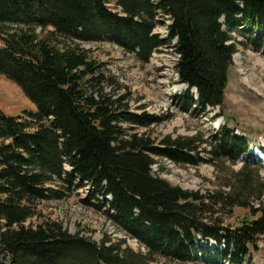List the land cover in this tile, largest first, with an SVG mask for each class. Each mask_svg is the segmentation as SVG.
Listing matches in <instances>:
<instances>
[{
  "label": "trees",
  "instance_id": "1",
  "mask_svg": "<svg viewBox=\"0 0 264 264\" xmlns=\"http://www.w3.org/2000/svg\"><path fill=\"white\" fill-rule=\"evenodd\" d=\"M161 16L166 39L155 33ZM240 27L257 31L254 42L264 37V0H0V75L34 106L18 116L0 109V264H255L264 243L261 155L228 126L210 140H156L147 129L161 117L106 93L103 65L83 47L106 41L147 63L175 41L182 103L209 112L224 104L238 48L230 30ZM163 157L242 166L203 195L154 175ZM81 190L124 237L96 241L42 212ZM235 207L251 217L224 224L218 213Z\"/></svg>",
  "mask_w": 264,
  "mask_h": 264
},
{
  "label": "rangeland",
  "instance_id": "2",
  "mask_svg": "<svg viewBox=\"0 0 264 264\" xmlns=\"http://www.w3.org/2000/svg\"><path fill=\"white\" fill-rule=\"evenodd\" d=\"M159 20L162 22L157 25L155 33L166 39L170 21L162 16ZM224 28L229 29L226 25ZM230 31L238 42V48L229 69L224 104L222 108L216 107L209 112H195L191 109L196 105L189 109L182 103L186 86L177 82L174 70L178 58L174 52L175 41L167 42L154 52L147 63H141L133 54L125 53L106 41L84 43L83 47L90 49L91 56L102 63L104 74L109 78L102 84L106 93L114 96L126 94L131 111H145L161 117L159 123L147 129L156 140L166 135L173 138L198 135L210 140L220 126H228L237 135L246 137L253 146L254 157L261 155L259 173L264 180V37H257L254 42L251 39L257 31L246 33L241 27ZM0 109L9 116H18L26 110H34V106L18 86L0 75ZM125 126L128 127L127 124ZM201 157L208 159L210 156L202 152ZM156 160L152 167L154 175L174 186L199 191L203 195L220 189L224 177L232 171L237 172L242 166V162L219 163V170L204 161L191 165L178 164L164 157ZM84 197L85 191L81 190L44 202L40 207L46 217L61 222L71 233L80 232L96 241H100L105 234L114 238L124 237L108 219L104 209L83 203L81 199ZM246 215L251 217L250 211L241 207H235L228 213H218L224 224L233 227ZM127 243L137 248L134 240L127 239ZM252 258L253 263L264 264L263 242L260 241L258 248L253 250Z\"/></svg>",
  "mask_w": 264,
  "mask_h": 264
},
{
  "label": "water",
  "instance_id": "3",
  "mask_svg": "<svg viewBox=\"0 0 264 264\" xmlns=\"http://www.w3.org/2000/svg\"><path fill=\"white\" fill-rule=\"evenodd\" d=\"M170 24V23H169Z\"/></svg>",
  "mask_w": 264,
  "mask_h": 264
}]
</instances>
